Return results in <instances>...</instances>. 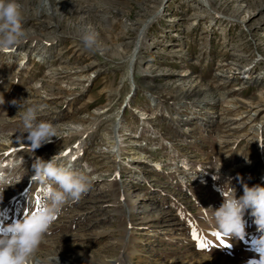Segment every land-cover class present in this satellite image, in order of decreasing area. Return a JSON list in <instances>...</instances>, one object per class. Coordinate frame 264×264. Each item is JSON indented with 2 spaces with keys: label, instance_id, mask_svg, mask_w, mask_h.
Instances as JSON below:
<instances>
[{
  "label": "rangeland",
  "instance_id": "obj_1",
  "mask_svg": "<svg viewBox=\"0 0 264 264\" xmlns=\"http://www.w3.org/2000/svg\"><path fill=\"white\" fill-rule=\"evenodd\" d=\"M206 1L19 0L28 39L0 52V168L20 181L2 193L0 228L46 203L32 181L36 158L56 155L91 178L32 259H260L253 243L264 232L250 209L244 239L221 234L223 243L206 209L220 207L217 189L228 181L237 197L243 184L264 186L256 143H264V0ZM87 31L96 34L95 50L80 39ZM13 100L37 106V120L58 138L31 151L18 140L22 112Z\"/></svg>",
  "mask_w": 264,
  "mask_h": 264
},
{
  "label": "clouds",
  "instance_id": "obj_2",
  "mask_svg": "<svg viewBox=\"0 0 264 264\" xmlns=\"http://www.w3.org/2000/svg\"><path fill=\"white\" fill-rule=\"evenodd\" d=\"M26 39L28 33L23 27L22 5L19 0H0V52L17 49ZM80 39L86 49L95 50L97 37L94 32L87 31ZM21 101L11 102L18 106V113L22 112L23 131L18 140L22 142L27 140L29 142L27 146L34 152L44 144L52 142L53 137L58 138V133L52 124L37 120L39 111L37 106L25 108ZM3 103L2 98L0 104ZM32 169L34 170L32 181L39 182L44 187L46 203L30 215H24L22 219L0 228V264H32L33 253L50 224L57 218L62 206L69 201L78 202L88 191L91 183L89 175L74 170L71 163H58L56 155L50 160L36 158ZM213 179H219V172ZM19 181L20 179L12 177L0 168V200L4 189ZM217 191L223 198L222 204L217 209L206 210H211L208 215L209 221L227 241L232 238L244 239L246 236L244 215L249 209L254 224L258 230L264 232V186L249 187L243 184V195L237 197L235 189L228 181ZM253 247L260 255V259H252L248 264H264V235L254 241Z\"/></svg>",
  "mask_w": 264,
  "mask_h": 264
},
{
  "label": "bare ground",
  "instance_id": "obj_3",
  "mask_svg": "<svg viewBox=\"0 0 264 264\" xmlns=\"http://www.w3.org/2000/svg\"><path fill=\"white\" fill-rule=\"evenodd\" d=\"M200 1H203V2H206L207 3V6L209 7V3L206 1V0H200ZM204 4V3H203ZM203 7H205V5H202ZM40 7H42L41 5H40ZM47 8L46 7H44V9H43V11H44V13H43V15L45 14V15H49V13L48 12H46L47 10H46ZM207 9V8H206ZM208 10V9H207ZM200 11H202V10H200ZM57 13V12H56ZM36 38V37H35ZM26 41V40H25ZM24 41V42H25ZM257 146H258V151H263V149H264V143H263V141H262V139H259V140H257ZM256 150V149H255ZM51 263V262H53L54 263V260L53 259H49V260H46V261H41L40 259H32V264H42V263ZM52 264V263H51ZM126 264V263H125Z\"/></svg>",
  "mask_w": 264,
  "mask_h": 264
},
{
  "label": "snow or ice",
  "instance_id": "obj_4",
  "mask_svg": "<svg viewBox=\"0 0 264 264\" xmlns=\"http://www.w3.org/2000/svg\"><path fill=\"white\" fill-rule=\"evenodd\" d=\"M75 159V157H73ZM214 235H216L218 238L221 239V243H223V240L221 238V233L217 232V233H214ZM201 247H204L205 245L204 244H201L200 245ZM230 245H225V247H229Z\"/></svg>",
  "mask_w": 264,
  "mask_h": 264
}]
</instances>
